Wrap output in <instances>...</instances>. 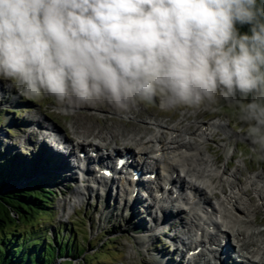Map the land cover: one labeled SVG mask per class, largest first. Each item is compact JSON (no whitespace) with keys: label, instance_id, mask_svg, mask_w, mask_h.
<instances>
[{"label":"clouds","instance_id":"obj_1","mask_svg":"<svg viewBox=\"0 0 264 264\" xmlns=\"http://www.w3.org/2000/svg\"><path fill=\"white\" fill-rule=\"evenodd\" d=\"M0 80L59 105L222 104L264 158V0H0Z\"/></svg>","mask_w":264,"mask_h":264},{"label":"rangeland","instance_id":"obj_2","mask_svg":"<svg viewBox=\"0 0 264 264\" xmlns=\"http://www.w3.org/2000/svg\"><path fill=\"white\" fill-rule=\"evenodd\" d=\"M157 103L139 104L130 107L127 111H117L107 102L95 105L66 102L64 105H59L51 97L25 98L19 95L8 81L0 80V163L2 161L11 163L9 175L15 173V179L9 182L5 190L48 188L54 193L52 204L48 205L43 214H34L30 219H23L22 222L15 224L8 223L0 235L3 233L8 236L17 234L19 239L25 238L30 241L29 233L36 234L39 231V236L45 233V236L52 240L51 243L54 244V247H57L56 241L66 245L67 241L73 239L69 243L70 247L74 245L75 250L79 252L84 249L78 258L63 257L62 259H55L53 264H148L145 263L144 258H150V255L156 258L157 251H162L170 259L176 260L174 258L175 247L168 250L167 245H165L166 242L162 244L163 237L157 230L154 232V239L151 240L152 244L150 243L149 247L144 244L149 240L147 238L152 237V235H145L143 231H140L147 228L145 225L147 221L148 223L151 222L148 219V215L153 212L150 205L148 206L143 202L141 205H136V208L139 207L138 209L135 208L137 213H134L133 216V211L130 210L131 205H124L125 200L131 202L130 199H125L126 196H119L111 192L107 198L102 191H97L99 194L93 192L85 182L77 181L75 174L72 179L69 178L67 172L63 173L64 178L62 176L60 179V175L54 178V166H51L47 158L42 157L39 152L43 142L38 141L40 138L36 137L35 131H32L31 134L28 132L31 131L30 129L33 128L37 120L43 119L44 126L52 125L54 128L60 129L69 138L74 137V132L78 134L82 132L81 134L87 139L91 136H104L106 142H112V145L121 147L130 145L129 137L131 139L136 138L137 135L138 137H145L152 133L153 123H162L163 127L171 124L170 126L182 129L190 124L192 128H195L196 124L193 123L217 122L220 123L218 128L213 129L212 135L207 137L208 141L203 142L207 154L215 159L214 161L218 166L221 163H226V161L229 165L231 164L228 169L230 174L237 173L235 171L239 168L242 173H237L235 176H238L240 180L244 179L243 176L246 177L248 173L254 171L264 177V158H258L256 154L250 151L245 132L241 130L244 125L241 124L237 113L232 108L221 104L217 110L211 108L193 110L181 107L171 111H161ZM154 120L156 122H153ZM89 121L94 124L90 125ZM43 133L45 134L44 131ZM119 134L120 136H118ZM112 137H114L113 140H111ZM94 140V142L98 141L96 138ZM13 166H15L14 169ZM81 183H83V187ZM76 189L81 193L77 195ZM5 190L1 194L5 193ZM146 206L148 207L145 208ZM139 209L144 212V215L138 213L140 212ZM143 219H146V222ZM141 220L144 222L142 223ZM256 220L257 226L264 229V206L260 207L256 213ZM158 228L160 226L156 229ZM163 228L166 229L167 227ZM41 239L42 237L39 238V240ZM32 241L34 238L31 239ZM43 242L47 243L48 241L44 240ZM147 248L152 250L148 253L146 252ZM172 263L174 264V262Z\"/></svg>","mask_w":264,"mask_h":264},{"label":"bare ground","instance_id":"obj_3","mask_svg":"<svg viewBox=\"0 0 264 264\" xmlns=\"http://www.w3.org/2000/svg\"><path fill=\"white\" fill-rule=\"evenodd\" d=\"M90 119H87V120H90ZM153 122H156V121L154 120ZM93 124L90 123V125H93ZM193 124L194 125L196 124L195 128H192L190 124L189 126H186L185 128L178 129L176 126L163 127L164 125H162V123H159V122L153 123L152 126L154 127V129H156V132H154V129H152L151 131L152 133H149L145 137L142 136L143 138L141 136H140L141 138L138 137L137 134H136L137 135L136 138L131 139L129 137L130 140H128V142L132 146V150H133L132 154L133 155H137V154L147 155L148 156L147 159H149L150 161L152 160L153 164L156 166V176L158 177L156 185L162 186L161 188L162 192L157 194L156 196L157 199H154L153 197L152 203L154 204V206L161 205V201L158 200L159 196H162V197L167 196L172 200L171 202H176L177 199L173 198V195H174L173 189L176 188V185L179 183L178 190L181 192L183 196V198L180 201L184 208L176 209L175 217L180 222V226L183 230L182 232H184L185 234L191 237H195L196 234L199 233L201 237L203 238L201 243L197 244L193 248V249H196V248L202 247L204 249V251L201 250V258L198 260H194L193 264H211L212 262L207 261L206 258L212 255L214 256L213 262L215 264H228L229 255L226 254V252L225 253H221V251L220 252L218 251L206 252L211 246H214L215 248H218V249H222L224 247L222 243L224 242V239L227 237L234 239V246L231 247L228 244V248L230 249L236 248L235 251L242 252L243 254L246 255L245 264H264V239H263L264 229L261 230L255 226L256 213L259 211L260 208H259V205L251 203L250 198H249L250 193H248V186H249L251 187V191H252L251 195L256 199L255 201H257V203H260V204L264 203V177L263 178L260 177L259 174L251 175L247 177L245 179V182L243 183L237 178L238 176L236 177L234 175H230L229 174L230 172L226 173L225 171L227 170V166L229 165V163L227 161L226 163L220 162L221 165L218 166L217 163L214 161L215 159H212V157L207 154L208 152L205 149L206 147L205 148L203 147V142L208 141L209 136L212 135V130L218 128L220 123L213 122L209 124H204V123H193ZM44 125H45V122L43 119L40 121L37 120L35 123L37 130L34 129L32 131H35V134L37 133V131L39 133L42 131L41 129L45 127ZM114 125L113 127H116ZM76 126L78 127V125ZM39 127L41 129H38ZM51 127L54 129L53 126ZM101 128H104V127H101ZM73 134H74V137L69 138L67 136V139L71 141L73 140L75 142L76 150L77 149L83 150L84 148H89V149L95 148L96 151H100V148L103 145L104 146L108 145V143H106V139L104 138V136L98 135L99 137L97 136L92 137L90 135L91 137H89V139L97 138L100 141H102L103 144L100 145V144H95L92 141H88V143H86V140L88 139L85 138L83 134H81L83 136H81L80 134L76 132H74ZM95 135L97 134L95 133ZM118 136H120V134ZM113 139L114 137L111 138V140ZM118 139L121 140V138H118ZM116 150H118V148L114 147L113 152ZM46 151L49 152L48 150ZM67 161H68L67 159L60 161V166H61V171L59 173L60 179L63 176L64 172L68 173L67 175H69L70 179L74 178L75 169H73L72 171L68 170L69 166H68ZM235 172L240 173L241 171L239 168H237ZM174 174H176V177L179 180L178 183L175 179L172 178ZM244 177L245 176H243V178ZM79 180L80 182H86L84 181L83 177L80 178ZM100 180L102 179L100 178ZM255 185L256 187H254ZM167 186L168 187L170 186V188L166 190ZM216 190H219V197H216V202L218 205L217 207L214 206L210 202V199L208 198V192H207V191H210V193L216 194L215 193ZM102 192L104 193L105 197L108 198V196L111 195L112 191H110V189L107 188V189L102 190ZM75 193L78 195L81 192L76 189ZM184 193L186 195H184ZM128 195L131 196L132 193H128ZM112 201H114V199H112ZM141 203H142V200L140 198H134V200H131V202L129 200L124 201V205H127V206L131 205L130 210L133 211V216H134V213H137L135 212L136 205L138 204L141 205ZM148 206H146L145 208H147ZM208 209L212 210L211 214H208L205 211ZM152 213L153 212H151L148 215V219L151 220L150 223H148V221L146 222L145 221L146 219H143L146 222L145 225L147 226V228H145L144 230H140V231H143L145 235H152L151 238H147L149 240L144 242V244L148 247L152 244L151 240H153L155 237L154 232L156 231V228L160 226V224L159 225L157 224V218L153 217ZM214 219L216 220L218 219L220 222L216 224L217 228L220 230V233L222 234V235L219 234L218 237H215V235L213 234L207 233V231L210 230V225L211 224L213 225ZM144 221L141 220L142 223ZM142 244H143V241H142ZM144 244L142 245V247L144 246ZM230 249H228V251H230ZM151 250L152 249L147 248L146 252L149 253ZM228 251L227 253H229ZM176 252H177V248H175L174 254H176ZM209 253L212 255H209ZM155 257L156 258H153L150 255V258H147V259L144 258V261L145 263H148V264H173L172 262H174V264H180V260L178 259L172 260L169 258V256L164 255L162 251H157V254L155 255Z\"/></svg>","mask_w":264,"mask_h":264},{"label":"trees","instance_id":"obj_4","mask_svg":"<svg viewBox=\"0 0 264 264\" xmlns=\"http://www.w3.org/2000/svg\"><path fill=\"white\" fill-rule=\"evenodd\" d=\"M241 33L248 32V25L236 26ZM1 155V154H0ZM9 165L11 163H0V232L6 228L8 223L22 222L23 219H30L34 214H43L48 205L52 204L53 191L48 188L41 190H30L26 188H15L5 190L11 180H14V174L9 175ZM15 166H13V169ZM19 168V167H18ZM13 184L11 185L12 188ZM5 190V193L1 192ZM38 191V192H37ZM15 215V216H14ZM34 238L31 242L27 239H19L17 234L10 236L3 233L0 235V264H53L55 259L63 257H80L82 252L75 250V246H69L73 240L67 241V244L57 242V247L51 243L52 240L45 236V233L39 236L29 233ZM42 237L41 240L39 238ZM38 240H35V239ZM48 241L43 242L42 241ZM45 243V244H44ZM60 245V246H59Z\"/></svg>","mask_w":264,"mask_h":264},{"label":"snow or ice","instance_id":"obj_5","mask_svg":"<svg viewBox=\"0 0 264 264\" xmlns=\"http://www.w3.org/2000/svg\"><path fill=\"white\" fill-rule=\"evenodd\" d=\"M124 164H125V160H123V159L119 160L118 164H117V167H120V166H122ZM100 175L103 176V177H111L112 173L107 171V170H104V171L100 172ZM131 179L136 181V180L139 179V175L137 173L133 172ZM133 195H135V191L133 192ZM190 255H191V253H190Z\"/></svg>","mask_w":264,"mask_h":264},{"label":"water","instance_id":"obj_6","mask_svg":"<svg viewBox=\"0 0 264 264\" xmlns=\"http://www.w3.org/2000/svg\"><path fill=\"white\" fill-rule=\"evenodd\" d=\"M15 216V215H14Z\"/></svg>","mask_w":264,"mask_h":264}]
</instances>
